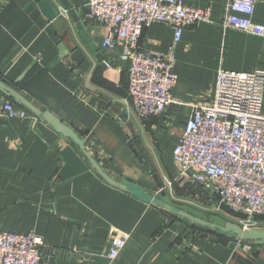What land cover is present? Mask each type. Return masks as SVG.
<instances>
[{"label":"crops","instance_id":"obj_1","mask_svg":"<svg viewBox=\"0 0 264 264\" xmlns=\"http://www.w3.org/2000/svg\"><path fill=\"white\" fill-rule=\"evenodd\" d=\"M186 1L210 8L218 22L225 17L228 0ZM41 2L0 0V82L72 128L112 180L151 194L165 191L179 202L177 186L186 181L173 154L193 104L211 100L220 69H264V38L220 25L186 28L174 50L175 103L141 120L129 95L124 47H103L106 32L86 0H43L45 8ZM253 19L264 25V0L257 1ZM174 37L171 26L153 25L143 31L139 49L169 54ZM5 102L23 108L0 87V232L41 236L44 264H264V244L241 241L233 249L235 240L216 239L112 185L74 141L42 118H2ZM136 144L157 180L145 172ZM112 230L130 236L113 261Z\"/></svg>","mask_w":264,"mask_h":264},{"label":"built area","instance_id":"obj_2","mask_svg":"<svg viewBox=\"0 0 264 264\" xmlns=\"http://www.w3.org/2000/svg\"><path fill=\"white\" fill-rule=\"evenodd\" d=\"M258 0H228L226 14L216 21L210 8H195L186 0H86L94 19L106 32L103 47L123 46L129 63V95L141 120L156 118L175 103L173 90L175 46L184 30L199 24L220 25L264 38V25L254 22ZM153 25L171 26L174 46L169 54L139 49L143 31ZM31 114L5 102L1 117L27 118ZM180 178L200 188L217 209L240 217L244 230L256 228L264 217V69L237 72L220 69L213 97L193 104V112L174 150ZM130 236L112 230L108 258L113 261ZM241 241H236V247ZM44 240L36 233L0 232V264H44ZM235 247V248H236Z\"/></svg>","mask_w":264,"mask_h":264},{"label":"water","instance_id":"obj_3","mask_svg":"<svg viewBox=\"0 0 264 264\" xmlns=\"http://www.w3.org/2000/svg\"><path fill=\"white\" fill-rule=\"evenodd\" d=\"M37 1H42L41 3L45 8L46 2H43V0ZM0 87H2L5 90V93L11 96L19 105L23 106L26 111L42 118L45 122L53 126L56 131L74 141L90 158V155L86 150L83 139L72 128L63 124L58 118H56L51 113L42 112L38 110L36 107L30 104V102H28L23 96H21L18 90L14 88H9L1 82ZM136 147V154L139 156V160L142 162L145 172L153 176L154 179L157 180V177L154 174V168L150 162L148 155L143 152L137 144ZM90 160L93 162L95 168L100 172V174L112 185L132 193L134 196L147 203L154 204L160 208L167 210L168 212L175 214L176 216L191 221L199 227L207 229L209 232L217 236L216 239L223 237L230 238L235 241L264 244V228H252L249 230H244L240 225L227 221L225 218L219 215H212L208 219L203 211L172 200L165 191H162L159 194H151L148 190L143 189L133 183L126 181L117 182L112 180L109 176H107V174L100 170L99 166L94 162L93 159L90 158ZM235 241H233L231 244V247L233 249L236 247Z\"/></svg>","mask_w":264,"mask_h":264},{"label":"rangeland","instance_id":"obj_4","mask_svg":"<svg viewBox=\"0 0 264 264\" xmlns=\"http://www.w3.org/2000/svg\"><path fill=\"white\" fill-rule=\"evenodd\" d=\"M179 184H181V186H177V191L179 195L178 203H189L193 205V207H196L198 210L203 211L208 219L212 215H222L227 221L239 224L240 218L234 215H230L222 210H218L217 203L215 201H211L207 194H205L200 188H197L188 182L180 181ZM170 188L173 189L175 188V186H172ZM258 223L259 224L255 226V229L264 228V222L258 221ZM249 229L250 228H248L247 230Z\"/></svg>","mask_w":264,"mask_h":264},{"label":"trees","instance_id":"obj_5","mask_svg":"<svg viewBox=\"0 0 264 264\" xmlns=\"http://www.w3.org/2000/svg\"><path fill=\"white\" fill-rule=\"evenodd\" d=\"M223 211L226 212V213H228V214H230V215H234V216H236V217H238V218L242 217V216H240V215H238V214H235V213L231 212V211H230L229 209H227V208H224ZM258 220H264V217H263V218H258Z\"/></svg>","mask_w":264,"mask_h":264}]
</instances>
